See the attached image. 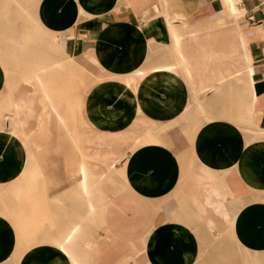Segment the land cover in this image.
I'll return each mask as SVG.
<instances>
[{
  "label": "crops",
  "instance_id": "0c3cea01",
  "mask_svg": "<svg viewBox=\"0 0 264 264\" xmlns=\"http://www.w3.org/2000/svg\"><path fill=\"white\" fill-rule=\"evenodd\" d=\"M234 1L0 0V264L263 256L264 1Z\"/></svg>",
  "mask_w": 264,
  "mask_h": 264
},
{
  "label": "bare ground",
  "instance_id": "6f19581e",
  "mask_svg": "<svg viewBox=\"0 0 264 264\" xmlns=\"http://www.w3.org/2000/svg\"><path fill=\"white\" fill-rule=\"evenodd\" d=\"M225 1V7L227 8V10L229 11V14H230V16H231V18H234V16H236L237 14H238V12L240 11L239 10V6H237V4H236V2L234 1V0H224ZM264 1V0H263ZM238 17V16H237ZM220 22H222V20H219ZM168 22V21H167ZM168 23H170V22H168ZM170 27V26H169ZM174 37H175V39H177V36H176V33H174ZM245 40V39H244ZM53 41V40H52ZM57 41V40H56ZM51 44V43H50ZM164 70V69H163ZM190 83H191V86L193 87V88H195V84H194V82L191 80V81H189ZM195 101H196V99H194ZM199 106V105H198ZM17 110V109H16ZM201 114H203L205 117H208V115H206V113L204 112V111H202L201 110ZM114 137V136H113ZM122 137H127V136H122ZM127 139L129 140V141H131V139H129V136L127 137ZM107 147V146H106ZM107 152V151H106ZM104 153V152H103ZM114 160V162H115V159H113ZM111 161V160H110ZM109 161V162H110ZM114 162H113V164H114ZM108 165H110L109 163H107ZM112 164V165H113ZM207 181V180H206ZM198 183V182H197ZM206 185H208V184H206ZM2 187V186H1ZM201 189V188H200ZM210 189V188H209ZM206 191V190H205ZM201 192V191H200ZM208 193H209V191H208ZM201 194V193H200ZM204 194V193H203ZM198 195H199V193H198ZM206 195V197H207V194H205ZM203 198H205V197H203ZM203 201V200H202ZM205 201H206V199H205ZM214 201V200H213ZM204 202V201H203ZM220 202V201H219ZM221 203V202H220ZM198 204V203H197ZM201 205H203V203L201 204ZM208 206H209V204H208ZM215 206V205H214ZM203 207L205 208V206L203 205ZM211 208V207H210ZM216 208V207H215ZM207 209V208H206ZM205 209V211L207 212V210ZM209 209V208H208ZM209 210H211V209H209ZM214 210V209H213ZM202 211V210H201ZM221 211V210H220ZM203 212H204V209H203ZM205 213V212H204ZM221 214V213H220ZM214 215V214H213ZM218 217V216H217ZM216 217V218H217ZM224 217V216H223ZM220 218V217H219ZM221 219V218H220ZM228 219H226L225 221H227ZM220 221H223V220H220ZM221 223V222H220ZM226 223V222H225ZM226 224H229L230 225V222H228V223H226ZM225 224V225H226ZM229 227V226H228ZM225 228V227H224ZM222 229V228H221ZM224 230V229H223ZM226 230V229H225ZM219 234H222V233H219ZM249 245V244H248ZM260 249V248H259ZM250 256H256V254H254V255H252V254H250ZM250 258V257H249ZM261 261H264V259H262Z\"/></svg>",
  "mask_w": 264,
  "mask_h": 264
},
{
  "label": "rangeland",
  "instance_id": "374dc122",
  "mask_svg": "<svg viewBox=\"0 0 264 264\" xmlns=\"http://www.w3.org/2000/svg\"><path fill=\"white\" fill-rule=\"evenodd\" d=\"M168 21V20H167ZM168 22H172V21H168ZM167 22V23H168ZM218 22H220V21H218ZM169 24V26H170V23H168ZM170 28V27H169ZM193 88V87H192ZM194 89V88H193ZM235 258V260H236V258H237V256H236V252H235V256H234ZM262 259H264V253H263V256L262 257H258V255L256 254V256H250V258H249V264H264V261H261Z\"/></svg>",
  "mask_w": 264,
  "mask_h": 264
}]
</instances>
